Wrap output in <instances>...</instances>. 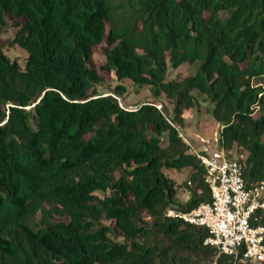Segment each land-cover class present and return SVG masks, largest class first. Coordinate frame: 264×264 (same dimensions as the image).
<instances>
[{"label": "trees", "instance_id": "trees-1", "mask_svg": "<svg viewBox=\"0 0 264 264\" xmlns=\"http://www.w3.org/2000/svg\"><path fill=\"white\" fill-rule=\"evenodd\" d=\"M7 16L23 19L14 43L29 57L22 69L0 38V264H246L166 213L212 201L178 130L194 91L214 104L218 147L264 182V0H0V33ZM104 44L105 71L166 95L173 112L122 108L123 85L99 94L91 64ZM185 168L191 199L178 204L166 170Z\"/></svg>", "mask_w": 264, "mask_h": 264}, {"label": "built area", "instance_id": "built-area-1", "mask_svg": "<svg viewBox=\"0 0 264 264\" xmlns=\"http://www.w3.org/2000/svg\"><path fill=\"white\" fill-rule=\"evenodd\" d=\"M184 140L205 167L212 201L187 213L172 209L166 216L206 228L209 237L204 244L217 248L219 255H240L246 264H264V182L249 184L241 164L245 156L219 148L218 139L201 148Z\"/></svg>", "mask_w": 264, "mask_h": 264}, {"label": "rangeland", "instance_id": "rangeland-1", "mask_svg": "<svg viewBox=\"0 0 264 264\" xmlns=\"http://www.w3.org/2000/svg\"><path fill=\"white\" fill-rule=\"evenodd\" d=\"M22 22V18L7 16L5 26L1 28L0 38L4 42V53L12 62H17L22 69H25L29 54L25 49L14 43L15 37L20 29L19 23ZM105 49V44L93 48V62L91 66L97 69L102 78V81L95 85L99 94H113L115 93V89L118 85H123L127 88V92L123 96L119 97L121 107L128 110H135L143 103L156 101L159 108H162V105H164L168 109L169 113L173 112L174 103L166 95H162L156 100L153 97L151 86L135 84L129 79L120 81L114 71H105L103 69V66L106 63V56L104 54ZM200 64V62L186 63L178 69H171L170 78H184L190 75L193 76L200 67ZM193 94L196 96L198 104L195 108L185 111L183 115L185 120L184 126L179 127L178 130L183 140L186 139L195 148H201L206 141L214 143L216 139H219L222 127L221 124L217 123L213 117L212 112L214 104L208 96L200 93L199 91H194ZM166 172L182 186L177 194V203H187L191 199L190 189L192 186L189 185V181L193 169H169L166 170ZM97 194L101 197H105L111 193L108 192L105 194L103 192H97ZM143 217L145 220H151L148 214H143ZM104 224L111 227L114 226V223L111 221H104ZM110 236L115 237V234L112 233ZM115 238L120 242L125 240V238L121 235Z\"/></svg>", "mask_w": 264, "mask_h": 264}]
</instances>
